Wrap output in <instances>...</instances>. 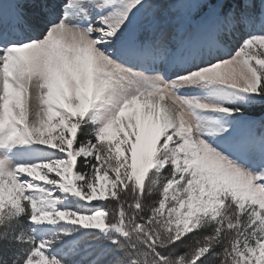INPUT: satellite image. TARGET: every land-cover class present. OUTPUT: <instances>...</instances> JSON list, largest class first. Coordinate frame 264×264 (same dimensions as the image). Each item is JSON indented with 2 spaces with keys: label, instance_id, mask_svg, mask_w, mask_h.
<instances>
[{
  "label": "snow or ice",
  "instance_id": "6c2138e0",
  "mask_svg": "<svg viewBox=\"0 0 264 264\" xmlns=\"http://www.w3.org/2000/svg\"><path fill=\"white\" fill-rule=\"evenodd\" d=\"M0 264H264V0H0Z\"/></svg>",
  "mask_w": 264,
  "mask_h": 264
}]
</instances>
